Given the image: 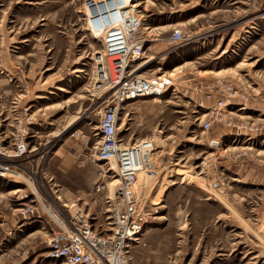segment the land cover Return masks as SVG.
I'll use <instances>...</instances> for the list:
<instances>
[{
	"label": "rangeland",
	"instance_id": "rangeland-1",
	"mask_svg": "<svg viewBox=\"0 0 264 264\" xmlns=\"http://www.w3.org/2000/svg\"><path fill=\"white\" fill-rule=\"evenodd\" d=\"M86 1L0 0V126L9 147L18 132L33 147L12 161L23 179L0 177V264L60 263L48 255L46 213L22 212L40 208L38 193L50 207L84 206L97 223L109 214L105 197L118 181L95 190L107 90H93L101 41L88 30ZM134 1L147 39L140 72L173 84L119 113L123 144L160 142L147 181L136 183L152 212L132 264H264V0ZM174 27L182 44L170 41ZM219 81L248 93L246 108L205 130L195 103Z\"/></svg>",
	"mask_w": 264,
	"mask_h": 264
},
{
	"label": "built area",
	"instance_id": "built-area-1",
	"mask_svg": "<svg viewBox=\"0 0 264 264\" xmlns=\"http://www.w3.org/2000/svg\"><path fill=\"white\" fill-rule=\"evenodd\" d=\"M86 16L89 32L95 33L89 25L91 20L97 24L96 32L100 33L94 36L101 41L93 90H107L94 132L100 136L95 144V156L104 163L95 190H108L109 178L118 180L113 196L107 194L105 197L109 214L97 223V217L84 206L75 204L66 209L67 205L56 204L50 207L39 193L36 198L40 208L27 205L22 212L38 216L40 210L46 213L51 229L48 255L59 264H132V248L152 212L141 204L134 185L139 168L151 171L155 166L152 160L154 150L147 151L154 142L151 138H144L123 144L118 132L119 113L128 101L167 92L173 79L169 77L165 81L163 75L149 76L140 72L139 64L144 60L147 39L142 31L144 19L132 6L104 5ZM184 40L182 29L174 27L170 41L179 45ZM205 96L206 102L201 99L195 103L202 113L199 120L205 130L211 128L215 120L226 121L231 112L244 110L248 100V93L231 81L206 85ZM6 136L0 126V177L19 181L17 177L23 179L24 175L12 162L13 158H24L33 147L29 146L27 133L14 135L11 147L4 143Z\"/></svg>",
	"mask_w": 264,
	"mask_h": 264
},
{
	"label": "bare ground",
	"instance_id": "bare-ground-1",
	"mask_svg": "<svg viewBox=\"0 0 264 264\" xmlns=\"http://www.w3.org/2000/svg\"><path fill=\"white\" fill-rule=\"evenodd\" d=\"M113 4H118L119 6H132V7H135V6H137L138 5V3H136L134 0H87L86 2H85V11L86 12H88V13H91V11L92 10H94L95 8H101V7H103L104 5H113ZM90 21V23H89V25H90V27H92L93 28V31L95 32L94 34H92L93 36L94 35H100V33L99 32H96V29H95V27L97 26V24L96 23H93L91 20H89ZM148 62V60H145V61H141L140 62V64H139V66H141V68L144 66V64H145V62ZM186 62H188V60H186ZM181 65H179V66H176L175 68H178V67H180ZM174 68V69H175ZM170 77V75H167V76H165V75H163L162 77H163V79L166 81V80H168L169 79V77ZM166 93L167 92H165V93H163V94H156V95H152L151 96V98L152 99H154L155 97H158V96H161V97H164L163 95H166ZM139 99H143V97H141V98H139ZM138 99V100H139ZM138 100H136V101H138ZM157 139V138H156ZM234 140H236V139H234ZM156 142H154V143H152V147H149L148 149H147V151H150V150H155L156 149V147H159L160 146V144H158V143H160L158 140H155ZM164 143V142H163ZM148 146H150V143L148 144ZM154 153V152H153ZM145 169L144 168H139L138 169V175H137V179L138 180H136V182H135V185H134V188H135V190H136V183H138V188H141V186H143L144 185V183L147 181V176H146V174H143V171H144ZM147 170V169H146ZM185 174H184V176H183V178H187V177H189V176H191L192 175V173H191V171L190 170H186L185 172H184ZM117 180V178H115V180L114 181H116ZM118 181V180H117ZM117 181H116V183H117Z\"/></svg>",
	"mask_w": 264,
	"mask_h": 264
}]
</instances>
